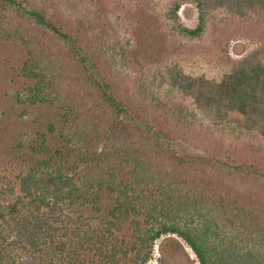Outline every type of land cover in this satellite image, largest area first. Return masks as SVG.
Masks as SVG:
<instances>
[{
	"label": "trees",
	"instance_id": "obj_1",
	"mask_svg": "<svg viewBox=\"0 0 264 264\" xmlns=\"http://www.w3.org/2000/svg\"><path fill=\"white\" fill-rule=\"evenodd\" d=\"M57 1L0 0V22L9 27L4 40L25 48L19 75L36 79L14 96L16 118L27 127L20 130L27 136L47 110L40 121L59 138L51 145L35 131L39 143L27 141L32 155L20 162L14 159L22 144L0 149V264H146L153 243L167 235L182 239L199 264H264V139L171 109L163 99L170 92L185 97L198 82L178 66L157 72L166 80L161 89L142 79L139 95L154 94L147 105L119 79L129 69L124 50L135 47L128 29L127 38L118 35L122 26L109 33L107 13L93 11L90 0ZM186 1L194 3L198 24L174 25L177 37L209 52L222 72L226 111L246 115L261 103L264 85V0H170L171 25ZM215 12L258 49L230 60L234 33L226 30L228 38L208 44ZM62 54L75 79H61L59 90L53 59ZM5 113L0 108V121ZM228 135L239 144H226ZM174 144L202 154H177Z\"/></svg>",
	"mask_w": 264,
	"mask_h": 264
},
{
	"label": "rangeland",
	"instance_id": "obj_2",
	"mask_svg": "<svg viewBox=\"0 0 264 264\" xmlns=\"http://www.w3.org/2000/svg\"><path fill=\"white\" fill-rule=\"evenodd\" d=\"M89 2H91L93 11L98 8L102 15L107 13L103 22L107 26L109 33L117 32L115 28L122 26L120 33L117 32L119 37L127 38V35H123L126 29H128L127 34L132 36L131 42L135 47L128 46L124 50L129 69L128 71H122L123 74L119 75V79L124 81L126 85L131 83V87L128 89L129 93L134 92L137 97H140L147 105H150L149 99L154 94L152 95L146 90L143 96L139 95V89L144 84L143 80L161 89L158 86L162 85L166 80L159 78L157 72L161 68L165 70V68L178 66V69L197 77L198 82L195 89L188 92L185 97L181 94L170 92L168 94L170 98L165 97L163 100L168 101L171 109L179 107L186 109V113L190 111L200 112L208 121H226L238 129L255 133V136L264 139V85L261 92V103L249 109L246 115L226 111L225 90L219 83L222 72L211 64L209 52L207 50L201 51L198 44L192 45L180 40L178 38L179 35L175 33L174 25L186 29H194L197 26L198 12L194 3L190 1L182 2L175 15V21L171 25L168 20V17L172 14L170 0H90ZM114 14L121 15L123 22H117L112 17ZM97 15L100 14L97 13ZM234 26L230 18L225 19L221 12L212 13L211 23L206 36L208 44L212 42L220 43L226 39L225 37H229L223 32L225 30L228 32L232 31L234 34L229 37L226 57L232 61L239 62L256 51L259 46L248 38L246 34L238 33L239 29L236 30L237 27ZM13 28L16 29V27ZM8 30V25L6 26V24L0 22V108L6 111L5 116H2L0 121V149L6 147V151H4L7 153L22 144L25 148L14 159V161L20 162L22 155L25 157H31L32 155L27 148V141H37L39 143L38 138L34 136L35 131L46 136L48 143L50 142L51 145L58 146L59 138L57 130L50 134L46 124L40 121L41 117L45 121L46 118L43 114L46 113L48 115L47 110L37 117L39 122L36 126L28 129L30 132H27V136H24L20 130L21 126L25 131L27 127L24 126V123L18 122L16 118L21 106H17L14 96L27 91L28 88H32L36 83V79L29 80L23 78L22 74L19 75L23 67L22 61L26 59V57H23L25 48L22 42L15 38L8 41L4 40L3 35ZM65 54L59 56V59H53L57 62L55 63L56 69H60L62 74L61 78H54L55 87L59 90L62 88L61 79L69 82L75 79V76L70 75L72 61L64 58ZM74 83L77 87L78 81L76 80ZM166 87L162 88L159 95H163L164 91L167 90ZM53 104L56 105L55 102ZM12 106L15 109L14 107L11 108ZM17 107L18 109L16 110ZM85 111L86 109H82L80 113L87 117L88 114L87 111L84 113ZM87 119L90 120L92 117ZM53 122L56 123L57 119L54 118ZM225 143L231 144L233 147L239 144L230 135L226 137ZM139 149L135 146L137 154L141 151ZM172 149L177 154H182V152L192 156H201L202 154L181 144L172 145ZM146 160L150 161L153 159L147 155ZM151 162L152 168L157 169L159 162ZM146 264H199V262L182 239L177 236L167 235L162 236L153 243L151 254Z\"/></svg>",
	"mask_w": 264,
	"mask_h": 264
}]
</instances>
